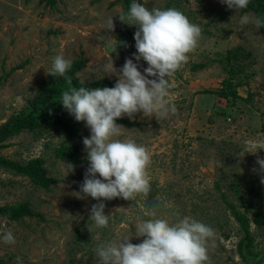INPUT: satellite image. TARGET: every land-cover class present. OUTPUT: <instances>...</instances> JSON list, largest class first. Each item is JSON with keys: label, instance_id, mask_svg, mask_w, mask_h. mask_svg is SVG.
I'll return each instance as SVG.
<instances>
[{"label": "rangeland", "instance_id": "rangeland-1", "mask_svg": "<svg viewBox=\"0 0 264 264\" xmlns=\"http://www.w3.org/2000/svg\"><path fill=\"white\" fill-rule=\"evenodd\" d=\"M136 2L149 9L175 8L201 28L198 46L168 78L167 101L176 112L166 117L143 112L122 116L137 127L116 123L124 127L119 139H132L150 153L146 170L150 191L133 200L81 199L76 193L89 167L83 145V138L91 136L86 122H80L78 135L72 138L55 128L25 131L9 139L0 155L24 165L41 157L49 177L57 182L45 190L0 168V208L27 202L36 213L19 222L0 214V236L11 230L15 238V244L0 239L3 264H17V257L22 264H100L95 251L99 244L122 238H130L134 245L143 241L135 236V224L150 219L144 215L149 209L170 222L187 216L210 226L214 236L208 241L206 264H246L238 250L245 234L223 195L241 211L246 209L243 200L253 203L264 218V171L257 164V159H264V150L243 151L248 139L264 141V30L251 23L242 25V16H256L229 9L221 0ZM125 11L124 0H56L54 6L44 0H0V127L27 109L57 55L71 62L87 60L77 75L84 83L117 82L106 64L112 60L119 71L136 54L137 28L119 19ZM109 18L114 31L107 30ZM123 37L129 38L126 46L121 44ZM237 48L242 59L228 63V53ZM133 62L144 74L147 63ZM225 67L239 74L234 85L239 82L240 99L235 101L206 93L230 89ZM62 143L81 150L72 172L56 158L55 150ZM100 202L110 216L104 228L89 219L92 206ZM248 216L254 244L244 247V253L254 261L255 253L264 249V221L257 225L253 215Z\"/></svg>", "mask_w": 264, "mask_h": 264}, {"label": "clouds", "instance_id": "clouds-1", "mask_svg": "<svg viewBox=\"0 0 264 264\" xmlns=\"http://www.w3.org/2000/svg\"><path fill=\"white\" fill-rule=\"evenodd\" d=\"M221 2L235 10L246 9L249 4V0ZM119 19L137 28L134 34L136 54L126 59L119 71L112 60L106 64L111 74L117 76L115 86L70 88L62 93L60 104L77 122H86L91 132L90 138H83L89 167L80 193H76L81 199L133 200L137 194L150 191L146 171L151 163L150 153L132 139H119L124 127L115 121L123 115L132 117L138 112L154 117L175 113V106L167 101L170 87L168 78L187 62L188 54L198 46L201 37V28L175 8L149 9L133 0L129 11ZM240 23L264 26V20L260 17L248 15L242 16ZM107 30L114 31L113 18L108 19ZM133 59H142L147 63L144 74L138 70ZM70 68L71 61L57 55L46 74L64 77ZM259 150H264V141H245L243 151L247 154H256ZM257 164L264 171V159H257ZM65 166L69 172L74 170L70 163ZM104 210L103 202L91 208L89 219L94 221L97 228L109 224L110 216L105 215ZM144 215L150 219H140L135 224V236L143 237V241L134 245L130 238H122L99 244L95 251L100 264H206L208 241L214 236L210 226L187 216L170 222L158 218L154 209L147 210ZM0 239L5 244H15L11 230ZM17 264H22L20 257H17Z\"/></svg>", "mask_w": 264, "mask_h": 264}, {"label": "trees", "instance_id": "trees-1", "mask_svg": "<svg viewBox=\"0 0 264 264\" xmlns=\"http://www.w3.org/2000/svg\"><path fill=\"white\" fill-rule=\"evenodd\" d=\"M44 1L49 6H54L56 2V0ZM124 3L126 14L130 9L132 0H124ZM241 12L253 13L256 17H260L262 20H264V0H249L247 8L241 9ZM261 29L264 30V26H261ZM125 42L126 44L129 42L128 37H123L121 39V44L123 46H125ZM238 53L240 54V50L238 48L237 51H230L227 55L226 61L231 63L232 61L235 62L241 60V54L238 55ZM220 62L224 63L225 60L222 59ZM86 64L87 60L80 58L71 62V68L64 77H53L49 75V77L43 81L42 86L39 88L35 97L29 101L27 109L23 110L21 113L17 114L0 127V150L6 146L5 143L9 139L17 137L25 131L41 133L47 128H55L57 131L64 133L69 138L77 136L81 123L73 122L72 119L74 117L70 115L60 104L62 101V93L69 90L70 88H109L114 87L116 83V81L110 82L107 79H100L88 83L82 82L77 75L85 68ZM203 66L204 65H197L195 68ZM17 68H21V66ZM225 70L227 71L226 67ZM235 71L236 70L233 68L232 70L228 69L227 71L229 78L226 85L230 88L229 90L222 89L219 92L206 91V93L215 94L227 101H235L240 99L237 91V85H239V82H237L236 86L234 85V80L239 77V74H237ZM115 122L132 127L140 126L136 122L132 123L123 117L116 120ZM55 155L59 160L73 165L80 159L81 150L77 146L62 143V145L55 150ZM45 163V159L38 157L29 160V162L24 165L0 155V168L10 171L15 175L27 177L33 184L45 190H50L51 186L57 181L49 177ZM223 200L231 209L232 216L239 223L241 230L245 234L239 242L238 250L240 255L243 256L246 264H263L264 249H262L260 253H255L258 258L254 261H252L244 253V247L249 246L248 248H251L254 244V238L251 234V220L248 216V213L253 215L252 221L254 223L261 225L264 221L263 212L261 209H257L253 203L246 202V200H243V205L246 207L245 211H241V209L235 204L228 202L225 195H223ZM0 214L15 222H19L25 217L36 216V213L33 212L30 204L27 202L1 207ZM249 253L255 256L253 251H249ZM0 264H3V261H0Z\"/></svg>", "mask_w": 264, "mask_h": 264}]
</instances>
